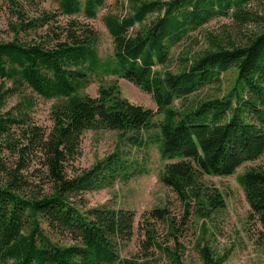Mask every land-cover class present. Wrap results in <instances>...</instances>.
Listing matches in <instances>:
<instances>
[{"label":"trees","instance_id":"16d2710c","mask_svg":"<svg viewBox=\"0 0 264 264\" xmlns=\"http://www.w3.org/2000/svg\"><path fill=\"white\" fill-rule=\"evenodd\" d=\"M53 1L69 18H96L105 4ZM262 4L263 0H127L125 11L103 17L114 44L107 59L98 53L95 32L74 20L66 37L54 44L18 36L0 40V264H152L144 257L122 256L133 236L132 210L83 208L81 195L113 185L125 172L119 161H130L115 151L90 168L76 167L89 130L118 131L134 146L156 143L150 134L146 140L140 133L148 132L157 114H164L159 123L162 135L156 134L158 149L164 160H179L167 163L159 180L187 208L195 205L199 215L223 208V193L209 187L204 176H229L246 162L264 159ZM55 17L46 13L28 23L22 20L20 30L37 29ZM217 18L229 21L206 30L203 44L196 37L197 47L178 53V69H168L173 49ZM232 70L236 78L226 93L196 99L199 91L217 86ZM106 76L126 79L151 94L157 110L123 97L117 83L101 84L97 96L81 94L95 78L102 82ZM14 96L20 101L4 110ZM36 96L55 99L50 128L31 117ZM5 152L15 158L10 165ZM33 161L41 168L25 175ZM239 182L264 230V163L246 169ZM165 212L156 208L145 219L144 247L158 245L169 264H186L180 242L172 248L156 241L150 225ZM53 234L69 241L54 240ZM198 252L202 264H224L227 258L206 243Z\"/></svg>","mask_w":264,"mask_h":264},{"label":"rangeland","instance_id":"374dc122","mask_svg":"<svg viewBox=\"0 0 264 264\" xmlns=\"http://www.w3.org/2000/svg\"><path fill=\"white\" fill-rule=\"evenodd\" d=\"M126 7L127 0H105L96 18H87L83 14L69 18L67 15L60 14L58 3L53 0H17V2L0 0V40H11L18 36L22 41H46L54 44L66 37V31L74 20L80 27L85 29L89 27L95 32L98 36V53L102 59H107L113 55L114 44L103 17L108 12H123ZM261 7L264 10V0ZM46 13L56 15L49 24L37 29L25 26L20 30L22 20L28 23ZM22 14L23 19L20 18ZM228 21L226 18L214 19L201 31L195 33L193 39L190 38L186 43L175 47L172 51L173 61L167 68L176 71L180 64L179 52L190 45L197 47L193 43L196 37L203 44V34L206 30L219 29ZM79 33L83 34L82 30ZM235 78V70L223 74L220 84L199 91L196 99L223 95L231 88ZM114 83L119 85L123 97L133 103L157 110L151 94L117 76H106L102 82L95 78L82 89L81 94L97 96L101 84ZM20 99L19 96L12 97L4 110L16 105ZM54 102L55 99L36 96L34 105L30 107L33 121L50 128L52 126L51 109ZM164 117V114H157L152 120V126L147 129L148 132L142 130L140 133L146 140L149 139L150 134L153 136V142L158 144L146 142L144 145L134 146L126 138L121 139V133L114 130L85 132L81 144V155L75 162L76 167L90 168L98 160L115 151H119L122 157L129 158L130 161L125 163L119 161V165L125 172L121 171L120 178L113 185L82 194L80 198L83 208L107 205L113 208L130 209L135 213L133 236L122 250L123 257H144L152 264H169L168 257L163 254L158 245L149 249L144 247L148 237L144 230L145 219L150 217L149 213L154 209L165 208V217L152 219L150 226L154 228L156 241L162 246L173 248L177 242L181 243L179 248L186 264H202L198 247L203 243L210 245L219 254H227L224 264H264V230L256 215L252 213L244 189L239 182L240 175L246 169L264 163V159L246 162L229 176L205 175L203 178L205 183L223 193L225 206L215 210L209 216L199 215L196 213L195 205L191 204L190 208H187L177 194L159 180L160 173L166 164L179 160L178 157L164 160L160 155L158 149L160 140L156 134L162 135L159 123ZM4 154L8 156L10 165L15 158L7 152ZM40 168V164L33 161L30 170L24 171V174L30 176ZM138 170L142 172L138 174ZM126 172L129 173L128 176L125 175ZM51 236L54 240L61 242L69 241L67 236L55 234Z\"/></svg>","mask_w":264,"mask_h":264}]
</instances>
